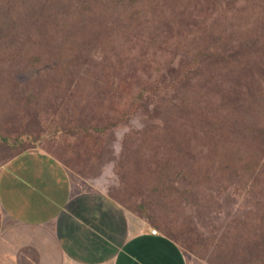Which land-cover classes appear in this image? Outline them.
I'll list each match as a JSON object with an SVG mask.
<instances>
[{
  "label": "rangeland",
  "instance_id": "obj_1",
  "mask_svg": "<svg viewBox=\"0 0 264 264\" xmlns=\"http://www.w3.org/2000/svg\"><path fill=\"white\" fill-rule=\"evenodd\" d=\"M126 2L0 0V170L47 153L188 264H264V0Z\"/></svg>",
  "mask_w": 264,
  "mask_h": 264
},
{
  "label": "crops",
  "instance_id": "obj_2",
  "mask_svg": "<svg viewBox=\"0 0 264 264\" xmlns=\"http://www.w3.org/2000/svg\"><path fill=\"white\" fill-rule=\"evenodd\" d=\"M78 188L47 153L25 152L3 165L0 264H188L180 247L145 221L114 213L106 201L95 206L99 197L87 201Z\"/></svg>",
  "mask_w": 264,
  "mask_h": 264
},
{
  "label": "trees",
  "instance_id": "obj_3",
  "mask_svg": "<svg viewBox=\"0 0 264 264\" xmlns=\"http://www.w3.org/2000/svg\"><path fill=\"white\" fill-rule=\"evenodd\" d=\"M118 2H121L122 0H117ZM139 0H127V4H129V5H135L137 2H138ZM259 13H258V15L260 16V18H262V16H264V8L262 9V10H259L258 11ZM38 20H35L34 21V23H36ZM47 33V31H44L43 32V34H46ZM200 52H193V54H195V55H197V54H199ZM18 155H20V154H16V156L15 157H17ZM15 157H13V158H15ZM12 158V159H13ZM11 160V159H10Z\"/></svg>",
  "mask_w": 264,
  "mask_h": 264
},
{
  "label": "built area",
  "instance_id": "obj_4",
  "mask_svg": "<svg viewBox=\"0 0 264 264\" xmlns=\"http://www.w3.org/2000/svg\"><path fill=\"white\" fill-rule=\"evenodd\" d=\"M153 234H155V235L158 234V231L154 229Z\"/></svg>",
  "mask_w": 264,
  "mask_h": 264
}]
</instances>
